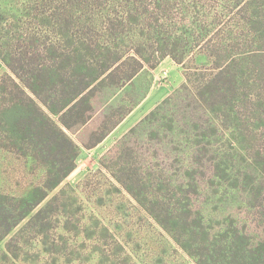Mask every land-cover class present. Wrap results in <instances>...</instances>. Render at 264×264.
I'll return each mask as SVG.
<instances>
[{
    "label": "trees",
    "instance_id": "1",
    "mask_svg": "<svg viewBox=\"0 0 264 264\" xmlns=\"http://www.w3.org/2000/svg\"><path fill=\"white\" fill-rule=\"evenodd\" d=\"M26 1L29 0H22V5H26ZM40 1L45 4L48 0H39L38 4ZM83 1L91 5L94 13L84 23L86 29L82 34L68 38L62 50L54 48L55 45L51 46L53 49L49 45L41 48L32 34V40L15 52L21 55V64L16 67L9 63L12 74L1 78V105L4 104L1 147L38 157L43 163L41 182L33 184L26 195L0 194V241L8 238L5 249L15 259H20L24 252L31 253L34 261L42 252L52 249L61 252L64 231L70 230L65 214L66 188L63 186L52 196L50 194L74 169L78 144L87 148L96 146L130 111H124L114 120L115 108L108 111L107 101L104 104L102 100L107 88L123 86L145 67L155 68L162 59L171 56L184 67L185 82L180 91L191 88L201 106L214 111L218 119L225 116L227 128L229 119L232 123L234 120L231 113L241 117L238 110L232 109L230 113L229 109L222 114L217 110L222 106L230 108L232 101L240 107L248 97H253L251 101L255 99L259 103L258 108L255 107L257 116L264 113V98L257 90L261 83L244 78L246 71L256 76L262 66L248 58H236L240 54L237 44L252 46L253 42H248L249 38L243 42L238 30L244 27L251 32L255 22H264L257 14L258 9L264 7V0ZM177 4L179 10L175 13L172 8ZM64 8L67 14L62 19L68 22L70 12L68 7ZM81 15L82 22L81 18L85 20L86 16L85 13ZM255 31L253 40H262L263 33ZM22 39L18 40L24 42L25 36ZM228 48L235 50L221 57L222 51ZM48 51L54 54L47 55ZM190 57L210 64L208 72H199L200 67L196 70L187 67L186 60ZM247 89L251 95L244 93ZM167 102L165 99L163 104ZM161 108L162 105L157 110ZM218 125L219 122L216 130ZM71 133L76 134L78 144L70 137ZM191 135L188 133L186 137L188 142ZM208 135L211 136L212 131ZM252 137L251 144L250 139L243 138L240 142L244 146L248 141L247 150L251 151L255 166H248V171L254 169L259 179L248 177L250 171L239 174L234 184L229 182L233 171L231 163L235 159L229 138L220 144L222 138H196L194 135L199 144L188 149L193 152V159L184 164L183 181L178 191L174 192L170 183L163 181V190L167 189L163 191V226L196 258L197 264H264V185L260 183L264 180V135L257 133ZM206 138H209L208 143L202 141ZM65 147L72 151L71 164L67 168L64 167ZM46 149L55 152L53 160L41 157ZM216 181L225 186L232 184L234 188L240 182L250 185L246 188L248 207L258 216L254 227L247 226L253 219L245 221L244 226H234L219 206L211 204L206 196ZM203 193L204 198H199ZM28 244L33 248L25 250Z\"/></svg>",
    "mask_w": 264,
    "mask_h": 264
},
{
    "label": "rangeland",
    "instance_id": "2",
    "mask_svg": "<svg viewBox=\"0 0 264 264\" xmlns=\"http://www.w3.org/2000/svg\"><path fill=\"white\" fill-rule=\"evenodd\" d=\"M21 1L0 0V194L17 196L26 195L33 184L41 182L43 163L38 157L1 147V110L4 107V104L1 105V78L12 74L9 63L16 67L21 64V55L15 52L32 40V34L36 36L35 43H41V48L55 45L54 48L62 50L68 38L85 31L84 23L94 13L91 5L87 6L83 0H48L45 4L41 1L38 4L39 0H29L26 5H22ZM64 6L70 12L68 22L62 19L67 14ZM1 7H4L3 10ZM172 10L177 13L178 4ZM84 13L86 17L85 20L81 18V22L79 17ZM160 14L163 16V11ZM257 14L259 18H264V7L258 9ZM254 27L250 29L251 32L244 27L238 30L243 42L245 38L253 42L252 46L237 44L240 54L236 58H248L262 66L261 71L255 73L256 76L246 71L244 78L258 80L262 86L259 84L257 90L264 98V22H255ZM256 29L263 33L262 40H253ZM16 36L18 39L21 37V41L25 36L26 40L20 42L12 39ZM234 50L228 48L222 51L224 55L221 57ZM46 54L53 55L54 52L48 51ZM25 58L29 59L27 56ZM40 60L43 62L44 59ZM186 66L192 70L200 67L199 72L207 73L211 65L190 57L186 60ZM184 82V67L167 56L155 68L145 67L125 85L107 88L102 100H105L104 104L107 101L108 111L115 108L114 120L124 111H130L94 147L78 144L76 134H70L79 145L74 159L75 167L50 194L52 196L63 186L66 188L65 214L70 230L64 231L61 252H55V249L51 253L42 252L35 261L31 253L24 252L20 259H15L4 245L0 252V264H197L196 258L163 226V191H167L163 190V181L170 183L171 190L178 191V185L183 181L184 164L193 159V152H188V149L190 146L196 148L199 144L194 135L196 138H222L220 144L229 138V146L235 153L231 163L233 171L229 177L232 184L241 173L252 171L248 177H258L254 169L248 171V166L255 167L250 157L251 151L247 150L248 141L242 146L240 140L250 139L251 144L254 134L264 135V113L257 116L255 107L257 109L259 103L255 99L251 101L253 97H248L240 107L236 101H232L230 108L222 106L217 110L219 114L229 109L230 113L232 109L238 110L241 117L231 113L234 120L232 123L229 119L227 128L225 116L218 119L216 117L219 115L214 111L201 106L192 95L191 88L180 91ZM247 91L244 93L251 95ZM165 99L168 102L164 105ZM160 105L162 108L157 110ZM41 108L47 110L44 106ZM153 110L155 113L151 114ZM218 122L219 128L216 130ZM211 131L212 135L209 136ZM188 133L192 134L190 142L186 140ZM209 138L202 141L207 142ZM69 150L65 147L66 168L71 164L72 151ZM53 153V150L46 149L41 157L53 160ZM260 183L264 185V180H260ZM232 184L225 186L216 181L210 186L207 199H211L213 206H219L234 226H244L245 221L253 219V222H247V226L254 227L258 216H255L254 209L248 207L250 202L246 188L250 185L244 186L240 182L234 188ZM217 185L220 186L215 192ZM202 197L204 193L199 196ZM50 238L53 242L52 236ZM24 248L27 250L33 246L28 244ZM27 256L29 259L25 260Z\"/></svg>",
    "mask_w": 264,
    "mask_h": 264
},
{
    "label": "crops",
    "instance_id": "3",
    "mask_svg": "<svg viewBox=\"0 0 264 264\" xmlns=\"http://www.w3.org/2000/svg\"><path fill=\"white\" fill-rule=\"evenodd\" d=\"M4 245H5V242L4 241H0V252L3 249ZM0 260H1V258H0Z\"/></svg>",
    "mask_w": 264,
    "mask_h": 264
}]
</instances>
